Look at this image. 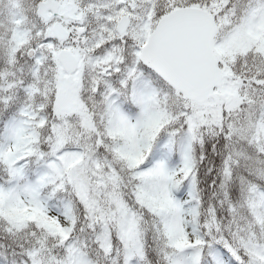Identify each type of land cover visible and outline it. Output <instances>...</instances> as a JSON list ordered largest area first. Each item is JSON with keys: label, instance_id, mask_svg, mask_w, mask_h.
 Wrapping results in <instances>:
<instances>
[{"label": "snow or ice", "instance_id": "1", "mask_svg": "<svg viewBox=\"0 0 264 264\" xmlns=\"http://www.w3.org/2000/svg\"><path fill=\"white\" fill-rule=\"evenodd\" d=\"M0 264H264V0H0Z\"/></svg>", "mask_w": 264, "mask_h": 264}]
</instances>
